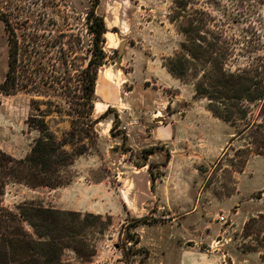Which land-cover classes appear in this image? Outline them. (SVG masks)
<instances>
[{"label": "rangeland", "instance_id": "rangeland-1", "mask_svg": "<svg viewBox=\"0 0 264 264\" xmlns=\"http://www.w3.org/2000/svg\"><path fill=\"white\" fill-rule=\"evenodd\" d=\"M195 2L224 20L220 25L228 24L239 59L233 69L263 54L264 0ZM173 5V0H100L98 6L95 0H0L1 150L16 158L29 154L39 136L32 117L43 112L60 137L73 119L82 128L78 79L87 62L88 13L94 8L108 32L92 117L110 108L85 139L87 151L65 170L67 183L31 187L10 180L0 204L14 213L33 202L102 215L92 229L97 252L86 264H179V251L194 248L220 254L223 264H264L260 252L247 250L254 237L244 236L246 221L264 212V155L252 154L244 163L237 152L248 140L236 137L243 125L214 116L207 100L196 97L193 82L169 72L166 64L185 39L180 23L170 19ZM42 32L51 49L40 73L36 65L30 71L34 79L45 76L41 93H6L1 84L9 69L10 36L18 41L22 72L23 53ZM64 258L79 264L70 249Z\"/></svg>", "mask_w": 264, "mask_h": 264}, {"label": "trees", "instance_id": "trees-1", "mask_svg": "<svg viewBox=\"0 0 264 264\" xmlns=\"http://www.w3.org/2000/svg\"><path fill=\"white\" fill-rule=\"evenodd\" d=\"M99 3L100 0H95L96 6ZM173 3L170 19L180 23L185 39L180 52L166 64L169 72L182 81L193 82L196 97L207 100V107L214 116L234 126L243 125L236 137L248 140L245 148L237 152L243 153L244 163L252 154L264 155V52L233 69L231 63L239 59H236V42L226 29L228 24L220 25L224 20L195 7V0H173ZM1 17L6 21L3 15ZM87 25L88 56L78 79L85 107L81 115L82 128L78 129L73 119L72 128L60 137L50 127L45 112L34 115L31 127L39 136L30 153L16 158L0 149V197L10 180L31 187H58L67 183L65 170L74 164L77 155L87 151L85 139L91 132L96 133L95 124L110 111L108 108L99 119L92 117L99 71L107 59L104 44L108 28L95 8L88 13ZM14 36L13 33L9 38V69L1 88L6 93L22 90L41 93L45 76L36 74L37 80L30 71L32 67H39V73L42 70L40 67L51 49L48 36L42 32L34 36L33 45L29 42L27 54L24 52L22 57L26 61L22 72H18L20 47ZM19 209V213H14L0 204V264H74L64 258L68 249L76 253L79 264L90 262L96 255L93 238L96 230L92 229L102 215L59 210L33 202H26ZM146 220V217L141 218L143 222ZM244 232L245 237H254L247 250L260 252L264 261L263 211L246 221Z\"/></svg>", "mask_w": 264, "mask_h": 264}, {"label": "crops", "instance_id": "crops-1", "mask_svg": "<svg viewBox=\"0 0 264 264\" xmlns=\"http://www.w3.org/2000/svg\"><path fill=\"white\" fill-rule=\"evenodd\" d=\"M107 79L104 84L109 86ZM108 93V91H107ZM109 96V93L106 97ZM179 264H223L222 256L217 253L205 252L200 249H182L178 253Z\"/></svg>", "mask_w": 264, "mask_h": 264}, {"label": "bare ground", "instance_id": "bare-ground-1", "mask_svg": "<svg viewBox=\"0 0 264 264\" xmlns=\"http://www.w3.org/2000/svg\"><path fill=\"white\" fill-rule=\"evenodd\" d=\"M109 38H110V42H112L111 37H109ZM109 78H110L109 76H107V77L104 76L103 80L105 81V83H106V80ZM97 91L102 92L105 96H107V94H108L107 90L105 88H98Z\"/></svg>", "mask_w": 264, "mask_h": 264}, {"label": "water", "instance_id": "water-1", "mask_svg": "<svg viewBox=\"0 0 264 264\" xmlns=\"http://www.w3.org/2000/svg\"><path fill=\"white\" fill-rule=\"evenodd\" d=\"M125 45V41L122 42L121 44V50H123V46Z\"/></svg>", "mask_w": 264, "mask_h": 264}]
</instances>
